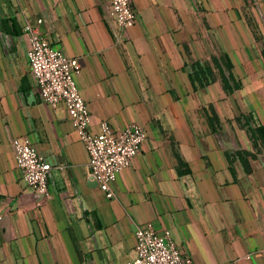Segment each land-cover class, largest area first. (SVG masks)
<instances>
[{"label":"crops","instance_id":"0c3cea01","mask_svg":"<svg viewBox=\"0 0 264 264\" xmlns=\"http://www.w3.org/2000/svg\"><path fill=\"white\" fill-rule=\"evenodd\" d=\"M137 22L117 42L112 0H0V264H128L138 226L170 230L191 264H264V43L232 0H201L206 26L175 0H132ZM79 58L92 130L142 125L147 138L107 198L64 107L46 104L24 24ZM241 87L227 91L214 58ZM215 78L194 87L191 60ZM194 61H191L194 63ZM210 79V78H209ZM233 85V83H231ZM221 127L214 131L210 106ZM253 117L252 137L234 119ZM29 138L52 165L43 199L17 165Z\"/></svg>","mask_w":264,"mask_h":264},{"label":"built area","instance_id":"2783aa9c","mask_svg":"<svg viewBox=\"0 0 264 264\" xmlns=\"http://www.w3.org/2000/svg\"><path fill=\"white\" fill-rule=\"evenodd\" d=\"M111 16L117 28V42L124 44L126 31L137 22L132 0H112ZM42 22L43 18H38L36 24L28 20L24 24L31 72L43 101L54 108L62 106L68 112L89 154L90 176L99 183L106 197L112 198L115 196L113 184L141 151L147 138L146 130L132 123L116 131L106 120L100 123L99 132L92 130L93 116L76 81L82 64L79 58L66 55L41 33L39 25ZM12 146L28 186L43 199L50 198V162L29 138L16 137ZM135 237V256L128 264L192 263V258L181 250L170 230H157L150 222L138 226Z\"/></svg>","mask_w":264,"mask_h":264},{"label":"rangeland","instance_id":"374dc122","mask_svg":"<svg viewBox=\"0 0 264 264\" xmlns=\"http://www.w3.org/2000/svg\"><path fill=\"white\" fill-rule=\"evenodd\" d=\"M232 2L236 6V9H239L245 16L247 24L253 32L256 41L264 43V0H232ZM202 5L201 0H175L174 2V8L178 12H183L192 18L189 19L190 26L195 29L206 26L204 17L206 9ZM191 61L190 65L195 74V72L199 70V67L193 68L197 61H194V63ZM201 64L203 69L207 65V63ZM205 78L209 79L210 75L207 74ZM234 121L239 128L246 131L249 137H252L255 128L253 126V117L250 114L239 112Z\"/></svg>","mask_w":264,"mask_h":264},{"label":"trees","instance_id":"16d2710c","mask_svg":"<svg viewBox=\"0 0 264 264\" xmlns=\"http://www.w3.org/2000/svg\"><path fill=\"white\" fill-rule=\"evenodd\" d=\"M213 60L216 66L219 67V71L221 72V78L224 82L227 91L233 92L235 89L240 88L241 83L239 81H236V78L232 72L233 64L231 60L226 55H223L222 57L223 65L229 71L228 76H226L222 71V66H221L222 64H220L219 60L216 58H214ZM196 67H199V70L195 72V74H191V78L193 80V84L195 88H197L198 86H204L208 84L211 80L213 81L215 79L213 77L214 74L212 72L211 65L207 64L206 67L203 69L202 68L203 66L200 62H195L193 68ZM207 74L210 75V79L205 78ZM231 83H233V85ZM209 120L211 122V125L213 126L214 131H217L221 126V122L216 110L212 105L210 106ZM256 131L263 137L264 140V128L260 126L256 129Z\"/></svg>","mask_w":264,"mask_h":264}]
</instances>
